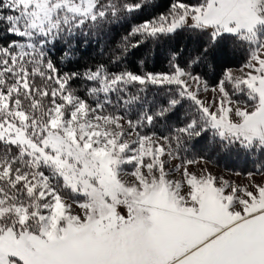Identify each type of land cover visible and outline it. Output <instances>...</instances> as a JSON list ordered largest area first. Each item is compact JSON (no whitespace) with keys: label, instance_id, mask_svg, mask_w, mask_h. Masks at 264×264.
Segmentation results:
<instances>
[{"label":"snow or ice","instance_id":"6c2138e0","mask_svg":"<svg viewBox=\"0 0 264 264\" xmlns=\"http://www.w3.org/2000/svg\"><path fill=\"white\" fill-rule=\"evenodd\" d=\"M147 4L0 0V264H264V181L217 183L189 172L193 160L166 169L205 137L264 157V0H171L132 26L115 70L54 60L57 44L69 60L75 38ZM181 31L206 37L183 64L173 52L166 71L121 67L131 49ZM228 43L247 60L206 104L193 69Z\"/></svg>","mask_w":264,"mask_h":264},{"label":"trees","instance_id":"16d2710c","mask_svg":"<svg viewBox=\"0 0 264 264\" xmlns=\"http://www.w3.org/2000/svg\"><path fill=\"white\" fill-rule=\"evenodd\" d=\"M170 3L171 0H148L146 7L131 16L122 18L115 23L106 24L95 34L75 38L72 41L74 47L69 60L61 62V57L67 50V46L63 43L57 44L52 50V56L62 71L82 72L85 68L94 67L99 63H105L115 70L116 66L109 63L110 57L116 48L122 46L124 38L132 26L165 12ZM131 39L135 41L139 38ZM205 41L206 37H198L188 31L178 32L156 42L148 41L138 48L131 49L121 67H127L128 70L136 72L166 71L173 52L177 54V59L183 64L184 60L196 55V49ZM246 60L247 52L245 50L234 48L231 43H228L225 47L210 49L209 55L195 65L193 71L194 74L200 75L210 87L218 83L227 68L242 67ZM76 86V84L73 85V87ZM229 90L231 89L229 88ZM186 110L187 102L179 109L171 122H180ZM175 160L180 165L184 164L185 160H193L194 162L203 160L217 168L236 172L240 175L264 173V169L258 171V167L264 165V157L248 158L243 153L222 151L210 145L207 137L193 141L189 150L187 152L182 151L181 158Z\"/></svg>","mask_w":264,"mask_h":264},{"label":"rangeland","instance_id":"374dc122","mask_svg":"<svg viewBox=\"0 0 264 264\" xmlns=\"http://www.w3.org/2000/svg\"><path fill=\"white\" fill-rule=\"evenodd\" d=\"M242 67H236V68H227L225 71H231L235 75L241 74ZM217 85V84H216ZM214 86H210L208 88V91H204L201 89L199 92V98L204 101L206 104L210 103L211 101L218 98V92H213L212 88ZM230 88V86H229ZM178 164V162L173 159L171 160L167 165L166 169H173ZM184 166V164H182ZM186 167L188 168V171L197 175L200 174H212L214 177H216L217 183H219L221 180L229 181L233 184H237L240 186H247L251 181L255 182H262L264 181V173L262 174H255L252 173L251 176L249 175H240L236 172H229L220 168H217L214 165H211L210 163L203 161V160H196L194 163L187 164ZM126 170H130L126 166ZM182 175V168L179 171H173L171 175L169 176V179L173 180H179L181 179ZM76 211H79L76 209ZM122 214H126L123 209H121Z\"/></svg>","mask_w":264,"mask_h":264}]
</instances>
